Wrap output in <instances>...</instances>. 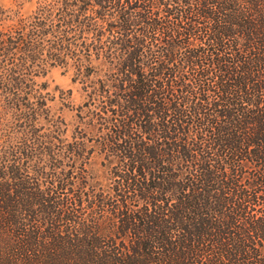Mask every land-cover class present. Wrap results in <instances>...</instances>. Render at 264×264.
<instances>
[{"label": "trees", "instance_id": "1", "mask_svg": "<svg viewBox=\"0 0 264 264\" xmlns=\"http://www.w3.org/2000/svg\"><path fill=\"white\" fill-rule=\"evenodd\" d=\"M18 1L0 264H264V0Z\"/></svg>", "mask_w": 264, "mask_h": 264}, {"label": "rangeland", "instance_id": "2", "mask_svg": "<svg viewBox=\"0 0 264 264\" xmlns=\"http://www.w3.org/2000/svg\"><path fill=\"white\" fill-rule=\"evenodd\" d=\"M18 0H0V9L4 10L11 18H16L18 16H23L28 14L33 9V2H24L22 5H18ZM39 80L45 81L47 83V89L52 90L54 87L60 88L62 90L70 88L72 90L71 98L73 103L77 102V94L75 87L70 84L68 74L64 73L60 68L53 67L50 68L46 74ZM61 106V105H60ZM57 112H60L66 121L71 120V113L64 106L59 107L54 106Z\"/></svg>", "mask_w": 264, "mask_h": 264}]
</instances>
